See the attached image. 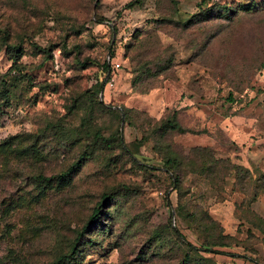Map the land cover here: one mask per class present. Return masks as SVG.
Here are the masks:
<instances>
[{"label": "rangeland", "instance_id": "1", "mask_svg": "<svg viewBox=\"0 0 264 264\" xmlns=\"http://www.w3.org/2000/svg\"><path fill=\"white\" fill-rule=\"evenodd\" d=\"M262 193L264 0H0V264H264Z\"/></svg>", "mask_w": 264, "mask_h": 264}, {"label": "trees", "instance_id": "2", "mask_svg": "<svg viewBox=\"0 0 264 264\" xmlns=\"http://www.w3.org/2000/svg\"><path fill=\"white\" fill-rule=\"evenodd\" d=\"M208 2V0H202V4L205 5ZM10 49V48H8ZM13 51L17 50V47H12ZM112 58V56H111ZM110 68L108 66L107 63L103 64L101 70H100V76L96 79V83H95V88H97V90H99V93L102 92V90L105 87L106 84V76L109 72ZM168 127L171 130L174 131H179L180 133H184L185 131L181 129V127L174 121H169L168 122ZM172 164V161L169 159L166 161L165 163V169L167 172H171L169 170V166ZM79 167V163L77 162L76 167H71L70 169H68L65 173L61 174L58 176V178L60 179H65L70 177L71 173L74 172V170H76V168ZM44 181H49L50 179H45V178H41ZM264 195L263 193L260 195L257 194H253L252 199H251V203H250V212H248L247 214L251 216L252 219H246L245 217H239L238 219L243 220L242 222H246L248 223L253 229L257 230L260 233V245L263 246L264 248V218H262L261 216L257 215L253 210H252V205L253 203H255L257 201V199ZM240 207V206H239ZM98 217V211H94L91 215V217L89 218L88 222L86 223V225L84 226V228L82 229L81 233L78 235V238L82 236V233H84L88 227L97 219ZM175 233H178L176 230H174ZM248 234L253 233L251 231V229L247 230ZM246 232V233H247ZM181 238V237H180ZM188 245V244H187ZM225 246H231V245H218L217 247H225ZM190 247V246H189ZM215 247V246H212ZM192 248V247H190ZM75 244L71 247V251L70 254L75 253ZM204 251L208 252L209 250L205 249ZM69 256L63 255L61 257H59L57 259V261L54 264H68L69 261L68 259H66ZM70 258V257H69ZM71 259V258H70Z\"/></svg>", "mask_w": 264, "mask_h": 264}, {"label": "crops", "instance_id": "3", "mask_svg": "<svg viewBox=\"0 0 264 264\" xmlns=\"http://www.w3.org/2000/svg\"><path fill=\"white\" fill-rule=\"evenodd\" d=\"M252 210H253L257 215H259V216H261L262 218H264V195L260 196V197L257 199V201H256L255 203H253V205H252ZM244 223H246V222H244ZM246 224L248 225L246 231H247L248 229H251V231H252L253 233L256 232V233L260 236V233H259L257 230L253 229L248 223H246ZM261 246H262V245H261Z\"/></svg>", "mask_w": 264, "mask_h": 264}, {"label": "built area", "instance_id": "4", "mask_svg": "<svg viewBox=\"0 0 264 264\" xmlns=\"http://www.w3.org/2000/svg\"><path fill=\"white\" fill-rule=\"evenodd\" d=\"M120 65L119 64H114L113 68L109 70L107 76H106V84L105 86L107 88H112L114 85V71L119 69Z\"/></svg>", "mask_w": 264, "mask_h": 264}]
</instances>
